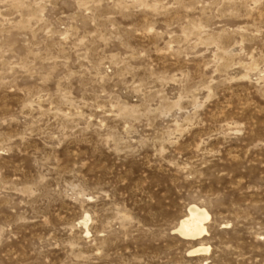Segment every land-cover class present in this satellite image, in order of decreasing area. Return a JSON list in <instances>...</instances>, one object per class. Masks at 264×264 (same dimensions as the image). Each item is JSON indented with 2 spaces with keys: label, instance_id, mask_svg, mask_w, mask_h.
I'll use <instances>...</instances> for the list:
<instances>
[{
  "label": "rangeland",
  "instance_id": "rangeland-1",
  "mask_svg": "<svg viewBox=\"0 0 264 264\" xmlns=\"http://www.w3.org/2000/svg\"><path fill=\"white\" fill-rule=\"evenodd\" d=\"M0 264H264V0H0Z\"/></svg>",
  "mask_w": 264,
  "mask_h": 264
},
{
  "label": "bare ground",
  "instance_id": "bare-ground-1",
  "mask_svg": "<svg viewBox=\"0 0 264 264\" xmlns=\"http://www.w3.org/2000/svg\"><path fill=\"white\" fill-rule=\"evenodd\" d=\"M210 219L208 210L197 204H190L187 212L179 220L174 227V233H177L181 238L186 240H196L207 232L206 222ZM87 227V219H82L80 222ZM88 233V229L86 230ZM209 246H200L199 248L189 251L192 254H200V252H208Z\"/></svg>",
  "mask_w": 264,
  "mask_h": 264
}]
</instances>
